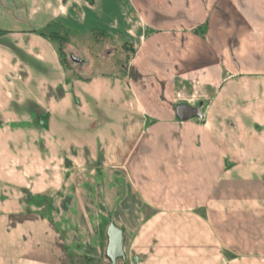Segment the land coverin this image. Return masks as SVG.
Returning <instances> with one entry per match:
<instances>
[{"label": "crops", "instance_id": "0c3cea01", "mask_svg": "<svg viewBox=\"0 0 264 264\" xmlns=\"http://www.w3.org/2000/svg\"><path fill=\"white\" fill-rule=\"evenodd\" d=\"M53 31L128 43L127 74L75 75ZM0 122L1 263L98 258L105 219L140 239L167 208L203 259L188 264H264V0H0Z\"/></svg>", "mask_w": 264, "mask_h": 264}, {"label": "rangeland", "instance_id": "374dc122", "mask_svg": "<svg viewBox=\"0 0 264 264\" xmlns=\"http://www.w3.org/2000/svg\"><path fill=\"white\" fill-rule=\"evenodd\" d=\"M50 34L54 36V40L59 44L67 67L75 75H83L87 77L101 75L120 76L127 74L129 69V61L133 54V51L128 48V43H124L123 41L119 40L122 44H115L116 46H114V44L110 43V41L101 34H74L68 31H53ZM71 56H74L80 60L82 59L84 62H74L71 60ZM179 90L183 97L180 99V102L187 104V91L190 90V93L194 92L192 91L191 85L189 86L183 83L179 84ZM184 110L181 111L180 114L187 117L190 111L186 109ZM3 130L5 132L0 137V139L8 142L9 145H4V149H2V144H0V161L4 162V165L2 166L3 170L1 169V171L8 173L11 175L10 177H12V175H15V157L12 155L13 149L15 148V138L11 132H8L6 129ZM6 149L8 150L9 154L7 153ZM6 154H8V157ZM12 156L14 157V160ZM229 161L230 167H233L239 162L236 160ZM12 182L15 184V181ZM14 186L15 185H12L11 182H9V178L0 180V188H2L0 193L1 201L4 202L13 199L15 193L11 189ZM7 210H10V208ZM163 210L167 213L163 214L164 223L160 224L159 230L156 229L155 224L151 225V227L148 226L150 228L145 229V232L142 234V238L140 239H138L137 236L135 237L133 234L131 235L124 233L125 258L118 259L116 264H188L190 258H196L198 262L203 260L202 257L193 255L189 250V243L186 234L187 224H183V220H186V218H175L172 212H170L171 209L164 208ZM215 210L217 209H214L213 211ZM236 210L240 209L229 208L228 216L235 217L237 215ZM182 211L185 212L186 210L183 209ZM218 211L219 210H217V212ZM155 212L156 211L154 208H147L144 211V218L150 220L152 216L156 214ZM198 212L202 218L204 216L202 210ZM253 212L255 211L252 209H243V211H239L238 217L241 221L243 216L242 214L248 215L250 217ZM2 214L3 209L0 208V215ZM7 221L8 222H5L4 219L0 217V247H3L2 245L4 241H8L5 239L6 230L9 229V231H15V217H11V219H8ZM111 224H113L111 219H105L102 223L101 229L104 248L100 257L90 258L77 253L75 250L69 249L67 255V264H113L111 259L107 256V231ZM260 226L264 227L263 225ZM250 227V223L249 225L246 224L244 227L245 231L250 229ZM182 232L184 233L181 234ZM253 232L255 233L254 238H257L258 232L255 230ZM246 235L250 236L243 238L245 249H247L246 247H252L253 244L255 245V243L259 244L258 239H255V243H252L253 239L250 231H247L244 234V236ZM6 238H9V236H6ZM12 241L14 242V240ZM261 244H263L264 247L263 240ZM236 256L237 255H235L233 252H229L228 259L231 260V258H235ZM0 264L3 263L0 262Z\"/></svg>", "mask_w": 264, "mask_h": 264}, {"label": "water", "instance_id": "95a60500", "mask_svg": "<svg viewBox=\"0 0 264 264\" xmlns=\"http://www.w3.org/2000/svg\"><path fill=\"white\" fill-rule=\"evenodd\" d=\"M71 60L74 62L82 63V60L71 56ZM108 236V247H107V256L111 259L113 264H116L118 259H124V241L125 237L123 231L116 227L114 224H111L107 231Z\"/></svg>", "mask_w": 264, "mask_h": 264}, {"label": "trees", "instance_id": "16d2710c", "mask_svg": "<svg viewBox=\"0 0 264 264\" xmlns=\"http://www.w3.org/2000/svg\"><path fill=\"white\" fill-rule=\"evenodd\" d=\"M52 37H54L52 34H50ZM62 54V53H61ZM63 56V55H62ZM65 60V59H64Z\"/></svg>", "mask_w": 264, "mask_h": 264}]
</instances>
